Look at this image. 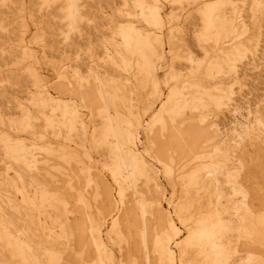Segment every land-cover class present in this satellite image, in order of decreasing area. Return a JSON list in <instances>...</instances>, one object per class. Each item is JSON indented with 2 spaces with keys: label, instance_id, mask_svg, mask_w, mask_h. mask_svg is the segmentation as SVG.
<instances>
[{
  "label": "rangeland",
  "instance_id": "obj_1",
  "mask_svg": "<svg viewBox=\"0 0 264 264\" xmlns=\"http://www.w3.org/2000/svg\"><path fill=\"white\" fill-rule=\"evenodd\" d=\"M0 264H264V0H0Z\"/></svg>",
  "mask_w": 264,
  "mask_h": 264
}]
</instances>
